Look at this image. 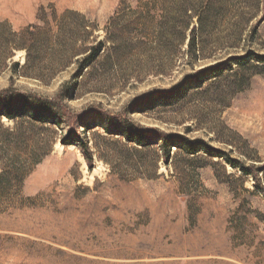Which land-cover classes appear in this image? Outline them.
<instances>
[{
    "label": "rangeland",
    "instance_id": "obj_1",
    "mask_svg": "<svg viewBox=\"0 0 264 264\" xmlns=\"http://www.w3.org/2000/svg\"><path fill=\"white\" fill-rule=\"evenodd\" d=\"M0 24V91L77 116L0 115V264H264V192L240 170L264 166V69L226 70L264 54V0H0ZM13 33L30 40L26 69L25 50L3 53ZM138 126L185 139L166 162L159 135L127 139ZM189 139L222 157L188 154Z\"/></svg>",
    "mask_w": 264,
    "mask_h": 264
},
{
    "label": "trees",
    "instance_id": "obj_2",
    "mask_svg": "<svg viewBox=\"0 0 264 264\" xmlns=\"http://www.w3.org/2000/svg\"><path fill=\"white\" fill-rule=\"evenodd\" d=\"M201 19V17H199ZM3 24H0V27H2ZM191 35L188 39V53L190 55H197L199 51L198 46V31L197 26L194 25L191 28ZM30 40L19 33H13L11 36L7 37L3 41V47L5 56L12 57L14 55L15 50H25L27 52V62L25 64V69L30 67L31 63V52H32V46L29 42ZM104 41L100 40L97 43L93 44L90 47L89 53L85 56L84 60L86 63L94 61L102 52L104 48ZM230 60L233 61L226 70L231 71H237L240 70H246L245 67H257L264 69V54L256 53V52H247L245 54L240 55H234V57H230ZM225 62H221L216 65H212L207 68H203L199 72L200 75L204 73H208L209 75L219 76L221 72H223V65ZM14 69L18 68L20 63L19 62H13ZM237 68V69H235ZM31 75L37 76V77H43L38 70H33V72H30ZM29 112V114H27ZM46 112L48 113V119L49 122L52 124H59L58 119H64L67 118L71 122V125H74L77 123V116L75 115H69L68 112L63 109L62 106H60L59 103L49 101V100H43L36 98L35 95H27L24 93H21L17 90H15L13 87H8L4 90L0 91V115L6 116L8 119L16 121L18 118H24L27 116V118H30L31 120L35 121H42L44 122L45 118L42 117V115ZM45 117V116H44ZM47 119V118H46ZM132 126V125H131ZM135 127V125H133ZM75 134L74 128L70 127L68 134L65 138L61 139V142L63 144H70L73 143V136ZM159 135L162 142H163V148H164V158H166V162H168L171 158V152L173 147L178 146V142L175 140V138H182L185 139V137L181 134H167L164 132H161L158 128H145L143 126H138L136 128L130 129L128 131L126 137L129 141H132L136 143L137 145L145 146L146 141L149 139L150 135ZM187 146L185 148L186 152L188 154H196L198 152H206L214 157H222V150H217L215 148H212L208 145L206 141L199 140V139H189L186 140ZM81 151L86 159V161L92 166L94 164V155L92 153L91 147L88 143H84L81 145ZM227 163L232 168L239 167L240 160L237 158L229 157L226 159ZM264 166L261 167H255L253 166H245L242 165L240 170L244 172L246 175L251 176L254 178V185L258 189L264 192V185L262 184V178L260 177V172L263 171Z\"/></svg>",
    "mask_w": 264,
    "mask_h": 264
}]
</instances>
